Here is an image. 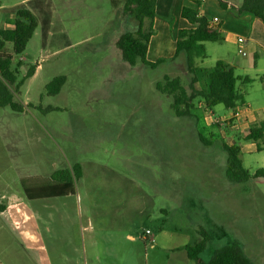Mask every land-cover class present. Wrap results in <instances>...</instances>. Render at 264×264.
Masks as SVG:
<instances>
[{
	"label": "rangeland",
	"instance_id": "1",
	"mask_svg": "<svg viewBox=\"0 0 264 264\" xmlns=\"http://www.w3.org/2000/svg\"><path fill=\"white\" fill-rule=\"evenodd\" d=\"M27 1L0 0V29L11 27L6 10ZM123 1L114 10L110 0H46L52 12L46 46L40 24L24 53L15 57L24 65L21 77L31 66L37 69L36 76L21 87L17 99L40 108L28 107L24 114L0 109L10 114L5 120L6 135L18 137L38 124L39 130L43 128L49 134L44 141L32 144V149L24 145L28 147L22 152L24 167L29 168L33 157L47 168L50 162L66 168L97 162L126 171L139 187L128 192L131 200L148 201L149 220L140 226L132 248L128 246L125 252H85V260L79 252L84 261L80 264H195L184 250L174 249L199 241L201 229L211 234L202 255L205 261L215 249L237 244L252 264H264V178L231 181L223 149L224 144L240 140L243 165L253 174L264 167V148L257 150L254 142L242 140L249 129L245 117L224 126L211 119L207 124L203 102L196 104L192 118L176 116L171 98L158 92L156 83L165 76L179 77L189 90L190 75L184 58L156 69L122 59L117 40L137 23L124 14ZM162 13L159 10L157 17L165 22ZM234 33L247 39L246 27L234 28ZM171 37L160 29L151 45V59L157 51L155 44L164 38L170 47L162 54H175L176 43ZM204 44L206 58L197 60L199 66L209 68L218 60L232 62L238 58L236 46L225 42ZM246 49L251 54L244 60H250L253 48ZM246 75L255 80L238 86L263 119L264 83L253 68ZM58 76H65L66 83L59 94L48 95L46 85ZM48 107L53 110L44 112ZM212 112L217 118L230 110L219 105ZM259 143L264 146V139ZM45 225L44 221L38 227L36 224L35 236L30 223L20 230L12 225L0 226V252H55L52 261L60 264L61 234L46 233ZM147 229L152 232L149 241L143 239Z\"/></svg>",
	"mask_w": 264,
	"mask_h": 264
},
{
	"label": "crops",
	"instance_id": "2",
	"mask_svg": "<svg viewBox=\"0 0 264 264\" xmlns=\"http://www.w3.org/2000/svg\"><path fill=\"white\" fill-rule=\"evenodd\" d=\"M193 1H157L154 34L150 39L147 52L149 62L155 63L174 56L171 53L169 56H166V53L162 54L164 49L166 51L167 47H170L164 38L155 44L157 51L151 59V45L160 29L168 33L169 37L172 36L171 41L176 43L180 30L194 27L182 17L183 8L194 6ZM199 1H201L199 12L210 20L217 18L219 30L225 37V43L237 47L238 58L228 63L235 67L236 73L240 76H248L246 72L253 68L256 70L257 78L264 83V22L252 15L238 16L228 7L239 5L241 0H228L227 7L221 6L219 0ZM159 10H162L161 15L165 18V22L157 17ZM212 10L216 12L211 13ZM173 20H176L174 25ZM240 27L247 28V39L242 44L237 41V38L241 37L234 33V28ZM250 44H253L251 59L244 60L251 54L246 49V46L251 49ZM241 51H247V55L244 56ZM36 72L33 77L36 76ZM23 104L26 109L28 107L40 108L39 105L31 103L23 102ZM246 104L251 106L247 100ZM51 108L48 107L43 111L48 112ZM24 112L16 114H24ZM205 112L208 124L210 116L208 111ZM9 117L10 114L0 112V146L2 147L0 148V226L12 225L15 230H20L23 224L30 223L33 226V236H35L36 224L38 227V223L44 221L46 233L61 234L63 246L61 254L57 256L61 260L60 264H80V261L84 263L82 259L85 260V252H125L128 246L132 248L138 241L140 226L144 225L150 217L148 201L146 204L142 201L134 202L128 194V192L132 193L134 187L139 188L132 176L126 171L87 161L79 163L83 169V177L74 184L73 194L28 199L23 190V180L35 179L31 185L36 187L40 183L38 178L51 179L57 171L67 170L69 167L50 162V168H47L39 164L34 157L33 160L29 159V168L24 167L22 152L28 148L24 145L31 148L32 144L44 141L49 133L44 132L43 128L39 130V125L35 124L28 131L19 133L18 137L6 135L5 130L8 127L5 120ZM244 117L249 124L260 118L257 110L254 109L243 115ZM19 128H22V125ZM7 156L10 161L9 168L6 164ZM147 230L144 232L143 239L149 241L150 236L146 235ZM1 231L2 227H0ZM152 247L155 248L154 245ZM79 252H83V258ZM54 257H56L55 252H0V264H54L52 261Z\"/></svg>",
	"mask_w": 264,
	"mask_h": 264
},
{
	"label": "trees",
	"instance_id": "3",
	"mask_svg": "<svg viewBox=\"0 0 264 264\" xmlns=\"http://www.w3.org/2000/svg\"><path fill=\"white\" fill-rule=\"evenodd\" d=\"M158 0H124V14L137 21L133 30L121 35L117 40L122 59L131 65L137 62L156 69L161 64L174 63L183 57L186 71L190 75L189 90L182 84L179 77L170 78L156 83V90L171 98V107L179 118H192V110L198 108L197 103L203 102L206 110L213 111L222 105L227 110H234L246 104L243 90L238 83L249 84L253 81L249 76H240L235 67L225 60H218L213 67L198 65V59L206 58L205 42H225V37L218 25L199 12L201 1L194 0V6L184 7L182 17L194 27L182 29L178 33L175 54L171 59H161L155 63L147 60L149 42L154 34V19ZM223 6L227 4L220 1ZM114 10L121 6L122 0H110ZM236 15H252L264 22V0H241L237 6H228ZM11 16V27L0 29V108H7L15 113H23L26 106L17 99V94L25 81L34 76L36 67L23 70L22 61H15V57L22 55L41 24L43 45L51 30L50 3L46 0H29L24 4L6 10ZM66 83L65 76L55 77L46 85L48 95H57ZM51 110H53L51 108ZM197 119V117H196ZM248 133L242 140L254 142L257 150L264 148L259 142L264 139V119L257 118L248 127ZM201 141L204 138L199 135ZM206 144H209L206 141ZM242 143L240 140L231 144H224L227 156L226 172L229 179L235 183L248 182L253 179L264 178V167L251 174L243 165L241 158ZM83 177L81 164L72 165L67 170H60L51 179L38 178L40 183L36 187L31 184L35 179L23 180V190L28 199L62 197L74 193V184ZM201 239L187 244L177 250H184L187 257L195 264H252L245 251L237 244H228L213 251L209 260L202 258L209 246L211 234L201 229ZM149 237V236H148Z\"/></svg>",
	"mask_w": 264,
	"mask_h": 264
},
{
	"label": "built area",
	"instance_id": "4",
	"mask_svg": "<svg viewBox=\"0 0 264 264\" xmlns=\"http://www.w3.org/2000/svg\"><path fill=\"white\" fill-rule=\"evenodd\" d=\"M212 24L214 25H218L219 24V20L217 18H214L211 20ZM238 43L242 44L245 42L244 38H237ZM241 53L246 56L247 53L244 51H241ZM252 107L250 105L244 104V105H240L237 108H235L234 110H231L230 113L228 115H223L220 117H214L213 112L211 110H209L210 115V119L213 123H219L222 126L226 125V124H230L234 119H240L243 117V115L252 112ZM208 111V110H206ZM151 231L147 230L146 231V235H150Z\"/></svg>",
	"mask_w": 264,
	"mask_h": 264
}]
</instances>
